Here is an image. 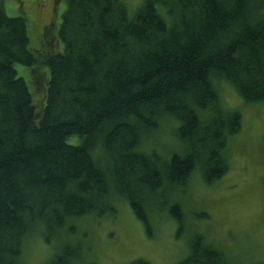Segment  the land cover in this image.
Returning a JSON list of instances; mask_svg holds the SVG:
<instances>
[{
    "label": "trees",
    "instance_id": "trees-1",
    "mask_svg": "<svg viewBox=\"0 0 264 264\" xmlns=\"http://www.w3.org/2000/svg\"><path fill=\"white\" fill-rule=\"evenodd\" d=\"M65 1L57 33L43 26L38 50L28 18L0 0V264H25L24 243L37 231L55 245L45 264H99L84 259L73 220L114 215L118 198L152 233L149 210L168 206L196 169L212 183L230 168L242 113L223 105L219 84L264 101V0ZM18 63L38 86L48 75L40 110ZM171 118L179 148L160 156L144 147ZM169 210L182 232L180 202ZM176 264L229 261L194 232Z\"/></svg>",
    "mask_w": 264,
    "mask_h": 264
},
{
    "label": "rangeland",
    "instance_id": "rangeland-1",
    "mask_svg": "<svg viewBox=\"0 0 264 264\" xmlns=\"http://www.w3.org/2000/svg\"><path fill=\"white\" fill-rule=\"evenodd\" d=\"M52 1L2 0L7 14L28 18L31 48L39 50L36 45L43 38V26L55 25L56 34L61 25L66 1H58L61 9L57 18H54ZM125 1L136 8L143 0ZM57 45L61 43L57 41ZM16 68L27 80L38 110L42 109L46 103L45 77L48 75L44 74L41 82L39 77L36 79L38 86L31 67L18 63ZM46 70L50 73L48 65ZM219 90L223 105L242 113V128L230 138L227 147L228 172L209 183L196 169L183 192L169 194L168 206L149 210L152 233L124 198L116 200L118 211L114 215L88 214L75 218L76 231L71 237L84 245L86 261L129 264L135 258L144 257L152 264H176L188 253L189 237L194 232H202L225 254L229 264L264 262V101L248 102L226 82L219 84ZM177 126L175 119L165 121L144 147L157 149L160 156H170L173 149L179 148L174 136ZM68 140L78 143L80 137L73 135ZM154 200L160 202L158 198ZM176 201L180 202L184 216L182 232L169 210L170 204ZM54 251L55 245L44 241L37 231L24 243L23 261L45 264Z\"/></svg>",
    "mask_w": 264,
    "mask_h": 264
},
{
    "label": "bare ground",
    "instance_id": "bare-ground-1",
    "mask_svg": "<svg viewBox=\"0 0 264 264\" xmlns=\"http://www.w3.org/2000/svg\"><path fill=\"white\" fill-rule=\"evenodd\" d=\"M0 71H1V70H0ZM71 183H72V182H71ZM73 184L75 185V183H73ZM72 186H73V185H72ZM230 243H231V241H230ZM230 243H229V244H230ZM236 244H237V243H236ZM231 245H232V244H231ZM234 245H235V244H234Z\"/></svg>",
    "mask_w": 264,
    "mask_h": 264
},
{
    "label": "crops",
    "instance_id": "crops-1",
    "mask_svg": "<svg viewBox=\"0 0 264 264\" xmlns=\"http://www.w3.org/2000/svg\"><path fill=\"white\" fill-rule=\"evenodd\" d=\"M242 128V127H241Z\"/></svg>",
    "mask_w": 264,
    "mask_h": 264
}]
</instances>
